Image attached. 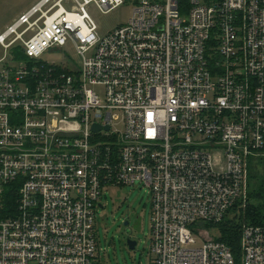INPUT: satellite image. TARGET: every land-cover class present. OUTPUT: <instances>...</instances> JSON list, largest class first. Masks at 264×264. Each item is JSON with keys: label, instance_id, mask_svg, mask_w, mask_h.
<instances>
[{"label": "built area", "instance_id": "obj_1", "mask_svg": "<svg viewBox=\"0 0 264 264\" xmlns=\"http://www.w3.org/2000/svg\"><path fill=\"white\" fill-rule=\"evenodd\" d=\"M73 1L41 0L0 35V264H99L103 194L136 183L152 264H264V225L243 226L239 261L203 236L248 206L264 152V0ZM127 3L100 36L88 7ZM67 46L78 70L40 60Z\"/></svg>", "mask_w": 264, "mask_h": 264}, {"label": "rangeland", "instance_id": "obj_2", "mask_svg": "<svg viewBox=\"0 0 264 264\" xmlns=\"http://www.w3.org/2000/svg\"><path fill=\"white\" fill-rule=\"evenodd\" d=\"M40 1L0 0V35L22 14ZM63 6L72 11L75 4L73 0H65ZM88 12L99 28L98 34L104 37L129 23L133 16L134 6L127 3V5L105 14L90 5ZM4 56L8 57V61L12 58L11 52L5 51L0 46V60ZM40 60L49 64H65L76 70L82 64L73 46H67L61 51L48 52ZM93 89L99 94H103L101 87H94ZM249 178L250 197L248 206L250 204L255 207L260 206L263 210L262 215H264V152L251 159ZM247 207L241 214L237 213L235 218L240 219L239 215L242 217L243 212L246 213L249 208ZM126 222L129 223L128 230L125 227ZM218 229H210L208 233L203 232L204 238H219L221 236L220 226ZM131 230H133V238L138 242L134 251L129 249L125 238V234L128 235ZM151 234L152 201L150 190L146 186L136 183L134 186H117L105 190L102 197V207L98 210L96 220L99 264H152L154 255L150 249ZM196 242L197 247L204 245V240L201 237H196Z\"/></svg>", "mask_w": 264, "mask_h": 264}, {"label": "trees", "instance_id": "obj_3", "mask_svg": "<svg viewBox=\"0 0 264 264\" xmlns=\"http://www.w3.org/2000/svg\"><path fill=\"white\" fill-rule=\"evenodd\" d=\"M16 56L19 58L22 57L18 50H15ZM250 197V194H249ZM257 197V196H255ZM249 207V208H248ZM246 213L243 212V215L240 219L228 220L225 221L220 225L221 228V241L229 245L239 261L240 257V240L242 235V229L244 224H251V225H264V215H262V208L260 206L255 207L253 204L248 206ZM244 209L239 210L237 213L241 214ZM236 213V214H237Z\"/></svg>", "mask_w": 264, "mask_h": 264}, {"label": "water", "instance_id": "obj_4", "mask_svg": "<svg viewBox=\"0 0 264 264\" xmlns=\"http://www.w3.org/2000/svg\"><path fill=\"white\" fill-rule=\"evenodd\" d=\"M94 130L95 131H99L100 130V127L99 126H95L94 127ZM107 130H109V128H107ZM128 222L125 223V226H128ZM127 242V245L129 247L130 250L134 251L136 250L137 246H138V242L137 241H134V240H131V239H128L126 240Z\"/></svg>", "mask_w": 264, "mask_h": 264}, {"label": "flooded vegetation", "instance_id": "obj_5", "mask_svg": "<svg viewBox=\"0 0 264 264\" xmlns=\"http://www.w3.org/2000/svg\"><path fill=\"white\" fill-rule=\"evenodd\" d=\"M126 227V229L128 230L129 228V224H128V226H125ZM128 232V231H127ZM125 238H126V240H128V239H131V240H134V241H136L134 238H133V230H131L130 231V233H128V235H126L125 234Z\"/></svg>", "mask_w": 264, "mask_h": 264}, {"label": "crops", "instance_id": "obj_6", "mask_svg": "<svg viewBox=\"0 0 264 264\" xmlns=\"http://www.w3.org/2000/svg\"><path fill=\"white\" fill-rule=\"evenodd\" d=\"M23 15V14H22Z\"/></svg>", "mask_w": 264, "mask_h": 264}]
</instances>
